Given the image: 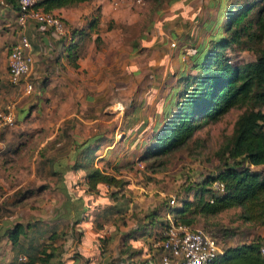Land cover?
<instances>
[{
	"label": "rangeland",
	"instance_id": "rangeland-1",
	"mask_svg": "<svg viewBox=\"0 0 264 264\" xmlns=\"http://www.w3.org/2000/svg\"><path fill=\"white\" fill-rule=\"evenodd\" d=\"M239 1L89 0L82 5L81 10H86L82 16L87 22L93 18L97 22V30L89 34L79 55V60L92 71L90 78L95 88L92 94L96 98L92 113L100 107V112L95 115L99 122L92 126L91 132L100 135L101 140L98 141H102L95 155L100 157L106 146L114 145L112 152H119L116 156L120 155L121 163L118 162L112 171L127 185L132 180L139 188L128 192L125 186L114 202L127 200L133 203L139 195L143 197L144 206L141 214L147 219L155 216L160 220L169 197L177 198L187 193L191 197L198 185L207 177H214L221 167L218 154L231 140L235 121L246 110L245 107L231 109L216 122L203 125L186 146L168 156L142 162L139 160L151 136L164 124L165 117L172 110L175 95L182 87L179 79L195 74L191 70L192 58L198 51L210 48V40L215 34L227 36L224 31L225 10L228 5ZM253 45L230 46L223 56L232 66L253 62L255 53L249 50ZM136 141L135 148H131ZM29 151L22 162L26 158L27 162L31 160L33 154ZM98 162L97 167L106 166L102 160L98 159ZM250 169L264 175L263 167ZM13 173L8 171V177L13 179ZM5 181V189L10 188L13 181ZM1 189L0 198L4 194ZM34 190L35 186L25 194H32ZM99 193L98 196H108L105 188H100ZM4 207L6 204L2 202L1 215L7 211ZM92 212L82 215L79 222L86 225L91 223L90 228L102 237L95 238L96 242L93 241L94 236L81 232L76 226L72 242L66 248H63L62 241L57 240L58 237L47 238L33 250L28 249L26 254L37 256L40 249L45 248L47 253H52L48 264H64L65 260L86 264L84 260H90L87 257H92V264H115L119 250H122L121 243L116 239L110 242L105 233L108 234L110 225L115 227L123 223L128 226L136 216L132 213L126 218L114 217L110 210L93 218ZM238 215V209H229L213 216L197 215L192 217V225L209 233L222 249L258 242L264 234V227L242 223ZM86 236L93 239L90 242H94V245L84 244ZM100 252H104L105 261L98 259L93 262ZM23 256L26 259V255Z\"/></svg>",
	"mask_w": 264,
	"mask_h": 264
},
{
	"label": "crops",
	"instance_id": "crops-1",
	"mask_svg": "<svg viewBox=\"0 0 264 264\" xmlns=\"http://www.w3.org/2000/svg\"><path fill=\"white\" fill-rule=\"evenodd\" d=\"M83 4L87 3L56 10L53 15L64 22L68 32L85 30L89 22L82 16L86 12L81 10ZM15 21L16 7L0 1V108L9 104L15 113L14 127L0 133V187L4 192L0 204H6L4 208L7 210L0 214V264L16 262L28 249L33 250L50 235L58 237L57 240L62 241L63 248H66L72 242L71 235L73 231L76 233V226L81 232L94 236V240L86 236L84 244L94 245L90 240L96 242L95 238L102 237L90 228L91 223H76L91 210L93 218L110 210L114 217L126 218L132 213L136 216L128 226L123 223L115 227L110 225L108 234L105 233L110 242L116 239L121 243L122 250H119L115 264H156L163 217L160 220L155 216L150 219L144 217L141 214L143 197L139 195L133 203L127 200L114 202L109 196L93 195L94 198H91L90 194L84 193L83 172L70 171V167L80 162L84 149L97 147L93 167L121 178L112 171L118 162L121 163L120 155L116 156L119 152H112L114 145L106 146L100 157L95 155L102 141H98L101 140L100 135L91 133L92 126L99 122L95 115L100 112L99 107L92 113L96 98L92 94L95 88L90 78L91 69L79 59L74 62L77 68L71 67L66 54L62 53L61 38L35 25L19 31ZM20 36L25 37L32 48L33 62L27 80L32 83L33 89L29 95L23 94L21 86H11L7 76L8 54ZM137 134L139 137L140 131ZM136 143L131 148H135ZM28 149L33 156L29 162L27 158L22 162ZM98 159L105 162L104 168L96 166L100 163ZM10 170L14 172L11 175L13 179L8 177ZM5 180L13 181L10 188L5 189ZM129 182L126 186L128 192L139 189L132 180ZM34 186L32 194H25ZM14 225H20L24 235L12 247L6 232ZM63 228L66 230L60 232ZM102 254L104 252H100L93 262L98 259L105 261ZM87 258L90 260L85 259L84 262L92 264V257ZM79 263L64 261V264Z\"/></svg>",
	"mask_w": 264,
	"mask_h": 264
},
{
	"label": "trees",
	"instance_id": "trees-1",
	"mask_svg": "<svg viewBox=\"0 0 264 264\" xmlns=\"http://www.w3.org/2000/svg\"><path fill=\"white\" fill-rule=\"evenodd\" d=\"M0 1L16 7L17 0ZM88 1L40 0L36 6L53 14L56 10L76 7ZM263 1L240 0L227 6L224 25L227 36L215 34L210 40V48L194 55L191 70L195 74L179 79L182 87L175 95L172 110L165 117L164 124L151 136L139 160L166 157L186 146L203 125L216 122L231 109L246 108L235 121L231 140L218 154L221 167L215 176L204 179L191 197L188 193L177 196V205L170 210L174 222L193 226V216H213L238 209L239 221L264 227V175L250 169L264 168V45L260 48L264 43ZM96 30L97 22L93 18L85 30L69 32L73 42L61 49L71 67L77 68L74 62L80 58L82 45ZM96 39L97 36L94 41ZM243 44H254L249 50L255 53V60L238 66L230 65L223 52L230 46L241 47ZM96 149H84L80 162L70 167V171L83 172L84 193L99 195L100 188H105L109 198L117 200L127 183L93 167ZM215 182L223 187L220 195L213 192ZM23 235L20 225H14L6 232L12 247ZM63 236L67 237V234ZM55 237L50 235L48 239ZM24 254L25 264H48L52 258V253H47L45 248L40 249L37 256ZM213 264H264V260L259 256L258 242H250L224 249Z\"/></svg>",
	"mask_w": 264,
	"mask_h": 264
},
{
	"label": "built area",
	"instance_id": "built-area-1",
	"mask_svg": "<svg viewBox=\"0 0 264 264\" xmlns=\"http://www.w3.org/2000/svg\"><path fill=\"white\" fill-rule=\"evenodd\" d=\"M39 1L17 0L16 28L21 31L29 25H35L38 29L61 38V48L67 47L73 39L65 29L62 20L37 7ZM113 7H116V4H113ZM31 51L30 43L25 37L20 36L7 58L8 82L14 87L21 86L25 95H29L33 89L32 83L27 80L33 62ZM14 121L15 113L12 105L8 104L0 108V133L13 128ZM1 149L0 141V154ZM212 189L218 195L223 193L222 185L217 182L212 185ZM176 203L175 197H169L166 201L164 225L159 233V257L156 264H213L224 249L204 230L174 222L170 210L177 205ZM258 253L264 260V234L258 241ZM25 261V257L20 256L12 264H23Z\"/></svg>",
	"mask_w": 264,
	"mask_h": 264
}]
</instances>
